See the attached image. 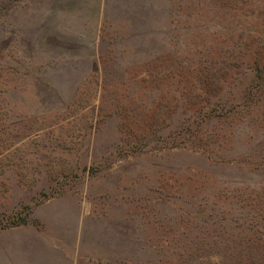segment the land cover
Masks as SVG:
<instances>
[{"label": "rangeland", "instance_id": "rangeland-1", "mask_svg": "<svg viewBox=\"0 0 264 264\" xmlns=\"http://www.w3.org/2000/svg\"><path fill=\"white\" fill-rule=\"evenodd\" d=\"M198 1L0 0V228L55 200L75 264H264V172L214 164L264 136V0Z\"/></svg>", "mask_w": 264, "mask_h": 264}, {"label": "crops", "instance_id": "crops-1", "mask_svg": "<svg viewBox=\"0 0 264 264\" xmlns=\"http://www.w3.org/2000/svg\"><path fill=\"white\" fill-rule=\"evenodd\" d=\"M54 201L37 207L33 222L0 228V264H75L72 254L65 253L63 232L72 229L73 219L77 222L81 214L64 212ZM65 217V222L56 224Z\"/></svg>", "mask_w": 264, "mask_h": 264}, {"label": "trees", "instance_id": "trees-1", "mask_svg": "<svg viewBox=\"0 0 264 264\" xmlns=\"http://www.w3.org/2000/svg\"><path fill=\"white\" fill-rule=\"evenodd\" d=\"M200 1L205 3L207 10H210L212 12H213V9H215L218 6V5L214 4V3H209L207 0H200ZM184 3H186L187 9H188L187 3L193 4L194 5V9L192 10V13H194V11H197L198 13H196V14H200V17L203 16L202 9L197 10V5L199 4L198 0H191V1H177V0H175V2H174V4L178 5L179 10L182 9L181 5H183ZM263 9H262V12H264ZM179 10L177 11V13L173 14L172 12H170V14H172L175 17L179 16V13L181 11V10L180 11ZM187 13H189V12H186V14ZM177 18H179V17H176V19ZM246 66H247L248 70H250V75H251V73L254 74L253 75L254 79H255L254 81L257 80L259 82L261 80L262 76H264L263 75L264 66H263V68L254 67V66H256V62L252 63V65L247 63ZM260 86H263V82L260 84ZM205 108H207V107L203 106L202 109H205ZM209 108H211V107H209ZM212 113H214V110H213V112H210V110H209V112L205 111L204 112L205 118H210ZM219 116L220 115H218V117ZM257 116H258V118H260V120H261L260 122L264 125V109H262V111L257 113ZM262 133L264 134V132H262ZM245 147H246V151L236 155L238 157H235V159H233L231 161H228V162L226 160H224V161H222V163H220L221 162L220 161L219 163L217 162V163H214V164L222 165L224 167L226 165L234 164L235 166L237 165V167L240 168L243 172H245L246 174H249V175H251V174L253 175L254 173L264 172V136H262L260 134L259 137L254 139L253 143H251V144H249L248 146H245ZM239 183L242 184L243 186H245L246 189H249L250 193H252L254 191L253 190L254 184H252L251 180L244 179L243 181H240ZM239 183H237L236 186L240 185ZM250 207H251L250 210L253 212L252 214L250 212H248L245 207L240 209V213L243 214V216H246L248 214L250 217H253V218H255L256 215L259 216L261 213H263L264 207H262L260 209H255L256 207H252L251 203H250ZM252 224L253 225H251V224H249V225L252 226V227H254L255 225H258V226H260L259 228L264 229V225L261 227V224L259 225V223H257V222H252ZM243 229H245V228H243Z\"/></svg>", "mask_w": 264, "mask_h": 264}]
</instances>
